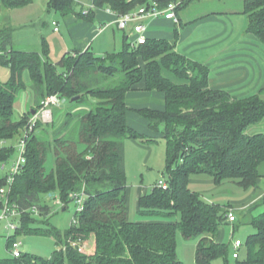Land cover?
Returning <instances> with one entry per match:
<instances>
[{"label":"trees","instance_id":"obj_1","mask_svg":"<svg viewBox=\"0 0 264 264\" xmlns=\"http://www.w3.org/2000/svg\"><path fill=\"white\" fill-rule=\"evenodd\" d=\"M33 1L0 0V7L13 10ZM243 2L248 33L264 42V0ZM154 3L164 8L179 2L92 0L93 10L109 8L119 15ZM77 5L75 0H50L49 8L67 17L76 14ZM92 11L83 16L93 21ZM12 35L11 27L0 25V65L11 71L9 80L0 81V162L7 165V172L15 162L12 156L26 143V162L9 194L21 214L17 232L50 236L55 250L50 258L26 252L19 258H0V264H185L177 257L178 231L187 240H198L197 264H212L219 258L230 264V247L217 240L221 226L229 222L230 209L205 201L189 185L193 176L208 175L215 185L232 181L245 191L258 187L264 177V132L248 131L264 123V89L243 98L212 90L208 68L178 53L168 40L147 38L141 45L126 40L121 51L104 57L91 50L67 54L59 69L47 47L42 52L13 49ZM143 81L147 91L165 94V111L141 110L140 115L152 131L163 127L166 169L162 180L168 187L164 190L156 184L140 198L138 213L149 219L135 222L128 215L124 143L128 139L157 142L127 120L126 96ZM28 90L34 104L17 116L15 104ZM51 96L62 102L53 108L55 116L68 103H87L89 109L69 113L57 130L53 122L39 121L30 132L32 112L40 111ZM76 97L80 99L73 101ZM73 126L78 128L76 141L66 132ZM50 160L53 168L48 171ZM2 179L0 187H5ZM54 193L65 207L74 201L73 195H84V209L65 232L48 224L51 209L43 205L44 197ZM38 212L49 217L42 223L45 227L34 226ZM243 214L250 217L253 232L241 257L234 259L232 253L234 264H264V196ZM177 216L179 220H166ZM92 237L94 247L89 253L84 245ZM15 241L16 235L8 238L10 249Z\"/></svg>","mask_w":264,"mask_h":264},{"label":"rangeland","instance_id":"obj_2","mask_svg":"<svg viewBox=\"0 0 264 264\" xmlns=\"http://www.w3.org/2000/svg\"><path fill=\"white\" fill-rule=\"evenodd\" d=\"M80 3L75 7L76 14H82L84 10H88L92 0H78ZM179 5L182 3L181 12L184 16L195 18L207 12H226L236 11L238 4L237 0H177ZM50 0H34L31 4L16 8L13 10H4L2 21H7L8 26L13 29L11 40V47L16 50L28 52H42L45 45H48L51 61L58 66L59 69L63 68L62 58L69 49H73V41L69 35L68 28L65 24L64 17L60 12L51 11L49 8ZM181 2V3H180ZM1 13V12H0ZM2 15V13L0 14ZM10 21V22H9ZM56 22V24H54ZM3 23L0 22V25ZM98 27L97 24H95ZM58 28V31L55 30ZM99 30L97 29V32ZM110 30L104 33L102 37L94 42L95 52L102 53L99 56L106 55L120 51L122 49L120 44L116 46L110 45V40L106 36ZM99 33V32H98ZM119 33V32H118ZM133 41L135 34L127 35ZM122 37L121 32L119 38ZM107 38V39H106ZM135 39V38H134ZM102 51V52H101ZM146 68L145 63L141 60L140 64ZM11 76L9 68L0 65V81H7ZM89 99V98H88ZM96 102V100H94ZM34 104L32 93L28 90L25 91L15 104L17 116L22 115L29 111L30 106ZM62 105V103H60ZM59 105V107H60ZM58 107V106H57ZM54 108V107H53ZM61 111H57L56 116L53 111V130H57L62 122L68 118L69 113L77 115L83 110H88L89 105L86 103L81 106L79 104L71 105L64 104ZM55 110V109H53ZM264 123L257 128H250L249 133L264 132ZM180 128V127H178ZM163 127L159 128V133H162ZM73 140H78V128L73 126L71 130H67ZM67 133V134H68ZM67 137V135H66ZM156 143L144 144L139 141L128 139L125 141V167L127 174V183L129 191V207L131 209V216L133 221H146L144 217L138 213L139 207V193L144 191L145 188L149 193L152 192L156 184L164 179L163 173L166 169V142L163 138L157 137ZM16 145V144H15ZM20 152L16 150L11 158V162L18 160ZM9 162V163H11ZM12 164V163H11ZM9 164V165H11ZM53 168V161L50 160L47 164L48 171ZM213 180L208 175H195L191 180ZM190 189L202 195V198L219 207H227L231 210L232 206H238V202L242 201L249 193L237 186L232 181H226L221 185L202 184V182H190ZM264 189V187H262ZM44 206L50 207L51 212L48 224H51L56 229L65 232L71 229L72 224L76 219L77 206L74 201L70 202L66 207L59 195L49 194L44 197ZM59 201V203H58ZM238 203V204H237ZM1 206V205H0ZM240 206V204H239ZM3 208L0 207V258L11 257L12 253L9 248L8 238L9 232L5 229L7 220L2 218ZM241 215V213H239ZM257 214V213H256ZM240 219L238 217L235 223H225L221 226L219 236L228 247H230V264H234L235 260L232 258L233 244L236 240H241L245 245L249 233L253 230L249 216H244ZM35 217L39 218L37 224L34 226H43L49 217L42 216L41 212L37 213ZM167 221L179 220V216L166 219ZM246 220V221H245ZM18 241L22 242L24 253L29 252L43 258H50L55 250V240L50 236H43L39 234H26L14 233ZM177 257L185 264H197L196 261V248L198 240H187L182 234L177 232ZM87 252H92L94 247V238L92 237L85 245ZM212 264H225V259L219 258L212 262Z\"/></svg>","mask_w":264,"mask_h":264},{"label":"crops","instance_id":"obj_3","mask_svg":"<svg viewBox=\"0 0 264 264\" xmlns=\"http://www.w3.org/2000/svg\"><path fill=\"white\" fill-rule=\"evenodd\" d=\"M75 1L80 3L78 0ZM237 2L240 5L236 11L207 12L195 18L186 17L184 12L179 10L176 13L178 23L164 17L145 19V35L148 39L168 40L174 43L178 53L208 68L209 86L212 90H225L237 98L258 94L264 89V42L260 41L256 35L248 33L249 17L244 13V2L243 0H237ZM4 10L9 9L0 7L2 13L0 22L3 23V26H8V22L1 19L5 15ZM92 10L93 4L91 3L86 11L91 14ZM84 12L82 15L73 13L64 17L74 48L69 49L64 54L62 61L67 54H76L75 52L91 50L98 57L119 52L107 53L103 56L98 55L102 53L97 54L95 52L94 42L109 30L110 32L106 37L109 38L110 45L115 47L116 44H120L122 49L124 42L131 39L127 36L129 32L131 35L132 33L135 34L132 26L127 30H120L117 25L119 14L109 8H94L92 11L93 21L89 20L87 16H83L85 15ZM118 32H121V38H119ZM44 47H47L51 59L48 45ZM126 101L128 107L127 120L131 127L150 138L164 137L163 133L152 131L149 122L140 115L141 110L165 111L164 93L147 91L143 81L128 92ZM192 181L208 185L214 183V180L204 179ZM262 187H264V177L259 180L257 188L247 191L249 194L238 202L240 206L237 203L238 206H232L230 212H233L237 219L238 217L242 219V213H245L251 205L264 196ZM148 194L146 188L144 191H140L139 200ZM128 215L129 219L132 220L129 204ZM252 232L253 230L249 235ZM217 240L224 243L219 235Z\"/></svg>","mask_w":264,"mask_h":264},{"label":"built area","instance_id":"obj_4","mask_svg":"<svg viewBox=\"0 0 264 264\" xmlns=\"http://www.w3.org/2000/svg\"><path fill=\"white\" fill-rule=\"evenodd\" d=\"M177 3H170L168 6L164 8H160L158 3L152 4L150 7H141L133 12L119 15L117 25L120 30H127L130 26L133 27V31L135 32V39L133 43L137 45L145 44L147 41V37L145 35V25L144 20L148 18H158L164 17L167 20H173L176 23L179 22L177 19ZM88 11H85L84 14L88 15ZM56 24V23H54ZM58 31V28H55ZM61 100L58 96H51L47 98L43 102V107L40 111L36 112L33 117L31 118L28 128L30 132L36 127L37 123L40 121L44 124L51 123L53 120V107L59 106ZM26 153V143L23 142L20 149V157L16 160L12 165L9 167L8 171L6 172L7 165L3 162H0V183L1 179H5L6 186L0 187V200H1V208H3L2 218L7 220V224L5 229L9 232V237L14 236L21 228V214L17 210V207L12 205L9 199V194L14 185L15 176L21 172L22 165L26 162L25 158ZM6 172L9 175H4L3 173ZM2 179V180H3ZM158 186L167 190V183L164 180H160ZM76 206H77V213L81 212L84 209V195H73L72 196ZM59 203V201H58ZM229 222H235L236 216L233 212H230L228 215ZM244 247V244L241 240H236L233 244V258L239 259L241 257V251ZM23 244L20 241H15L11 247L12 256L15 258H19L23 255Z\"/></svg>","mask_w":264,"mask_h":264},{"label":"water","instance_id":"obj_5","mask_svg":"<svg viewBox=\"0 0 264 264\" xmlns=\"http://www.w3.org/2000/svg\"><path fill=\"white\" fill-rule=\"evenodd\" d=\"M79 99H80L79 97H76V98L73 99V101H77ZM32 113L35 114V111H33Z\"/></svg>","mask_w":264,"mask_h":264}]
</instances>
